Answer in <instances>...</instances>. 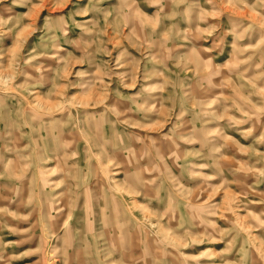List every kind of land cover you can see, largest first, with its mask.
Instances as JSON below:
<instances>
[{
	"label": "rangeland",
	"instance_id": "rangeland-1",
	"mask_svg": "<svg viewBox=\"0 0 264 264\" xmlns=\"http://www.w3.org/2000/svg\"><path fill=\"white\" fill-rule=\"evenodd\" d=\"M0 264H264V0H0Z\"/></svg>",
	"mask_w": 264,
	"mask_h": 264
}]
</instances>
